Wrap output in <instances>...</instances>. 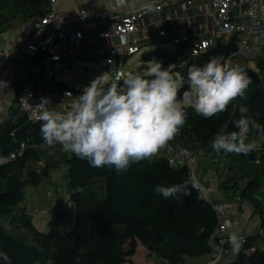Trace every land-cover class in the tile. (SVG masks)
I'll return each instance as SVG.
<instances>
[{
	"label": "trees",
	"instance_id": "obj_1",
	"mask_svg": "<svg viewBox=\"0 0 264 264\" xmlns=\"http://www.w3.org/2000/svg\"><path fill=\"white\" fill-rule=\"evenodd\" d=\"M50 1L0 0V34L46 13ZM193 49V44L181 43L174 52L182 59L179 76L185 84L181 94L187 87L188 69L206 63L193 58ZM150 56L151 53L143 58ZM72 60L98 61L99 57L80 54ZM167 62H163L164 67ZM41 63L40 55L24 59L18 56L16 68L22 75L16 80V101L26 86L61 95L66 91L82 93L56 79L45 87L43 75L32 71ZM260 76L262 82L256 90L251 82L247 98H238L223 113L206 119L188 107L185 125L163 149L181 146L206 150L224 183V200L248 201L253 215L260 218V230H264V71ZM241 106L256 121L247 136L259 141L260 146L248 155L217 153L211 146L213 137L222 130L236 131L233 122L240 118ZM41 123L32 120L17 104L0 123V158L5 159L0 164V253L7 254V259L0 257V264H48L49 260L53 264H135V238L149 256L162 258L168 264H185L188 257L208 258L199 264H209L217 258L212 236L218 217L212 203L196 188H190V196L178 194V199L165 198L154 191L156 185L172 186L183 181L193 184L187 167L171 166L158 155L132 162L123 172L107 166L92 167L86 160L62 151L58 144L54 148L42 147ZM64 165L68 168L61 180L70 209L54 212L48 229L42 231L35 225L37 209L31 204L35 197L29 189L40 190L50 200L48 186L56 191L60 186L53 172ZM259 231L238 235L243 240L238 254L229 241L225 246L229 255L216 264H264V236ZM230 253L235 258L227 262Z\"/></svg>",
	"mask_w": 264,
	"mask_h": 264
},
{
	"label": "clouds",
	"instance_id": "obj_2",
	"mask_svg": "<svg viewBox=\"0 0 264 264\" xmlns=\"http://www.w3.org/2000/svg\"><path fill=\"white\" fill-rule=\"evenodd\" d=\"M147 74L128 73L122 87L109 83V72L94 78L72 100L69 110L63 102L44 108L41 123L42 147L57 144L66 153L86 160L90 166L126 171L130 163L157 155L182 129L187 121V108L203 118H211L228 110L239 99H246L251 83L245 68L238 63L222 62L210 57L205 64L192 65L187 72V87L172 69L162 61H149ZM116 76V80H120ZM72 95L67 93L66 96ZM42 104V103H41ZM40 104V105H41ZM241 116L233 122L236 131L218 132L211 141L217 152L248 155L259 146L250 139L247 130L256 126L248 109L241 106ZM264 139V137H261ZM195 184L156 185L154 191L165 198L190 196ZM232 250L239 253L243 240L233 234ZM0 257L7 259L6 253ZM48 264H53L51 260Z\"/></svg>",
	"mask_w": 264,
	"mask_h": 264
},
{
	"label": "built area",
	"instance_id": "obj_3",
	"mask_svg": "<svg viewBox=\"0 0 264 264\" xmlns=\"http://www.w3.org/2000/svg\"><path fill=\"white\" fill-rule=\"evenodd\" d=\"M212 13L215 17L217 31L228 40L238 37L239 52L226 56H214L222 62L238 63L245 68L244 61L264 60V0H209ZM130 3V10L123 15L118 13L121 6ZM191 4V2H188ZM241 8L242 15H236L235 9ZM163 10L160 0H152L146 5L136 7L134 2L128 0H117L111 2L108 9L97 11L83 10L70 12L61 7V0H51L49 10L46 13L36 16L22 25L20 30L21 46L25 56L42 57V63L35 66L32 71L35 74L43 75L45 87L54 79L65 82L66 76L64 65L77 56V48L82 46L86 33L96 30L95 39L110 41L118 38L117 45L108 46L101 51L99 62L108 70L112 81L122 82L125 72L122 66L131 56L140 52L138 39L134 34L141 31L143 23L153 12ZM103 23L102 28H97L98 23ZM161 36L166 32L162 31ZM189 42V37L175 38V45ZM215 41L205 39L201 43H195L193 58L197 59L202 53L213 46ZM125 57H128L125 59ZM8 65L7 59L3 56V46L0 45V85L11 87V83L1 76ZM120 76V80H116ZM67 93L72 95L66 96ZM75 96L73 91H66L63 95L51 93L48 89L39 90L26 86L17 98L18 107L26 112L34 121L44 108H52L54 101L63 102L64 109H68V100ZM42 103V104H41ZM41 104V105H40ZM249 129L247 130V135ZM167 159L174 167H187L192 183L197 187L201 197L209 200L218 217L212 240L217 249V258L209 264L221 262L224 255H229L225 250L226 244L233 234L239 235L241 224L236 218V204L229 200H216L212 190L204 186L198 177L200 164L208 160L210 156L204 149L193 151L181 146H169L160 149L157 154ZM12 157H15L13 154ZM264 236V230L259 231Z\"/></svg>",
	"mask_w": 264,
	"mask_h": 264
},
{
	"label": "crops",
	"instance_id": "obj_4",
	"mask_svg": "<svg viewBox=\"0 0 264 264\" xmlns=\"http://www.w3.org/2000/svg\"><path fill=\"white\" fill-rule=\"evenodd\" d=\"M114 1L117 0H61V7L70 12H80L83 10L97 11L100 9H108L111 6V2ZM128 1L132 2V0ZM151 1L152 0H133L136 7L146 5ZM160 1L163 4V10L150 14L147 19H145L141 31L134 34V37L138 39V44L141 48L140 51L144 48L147 53L161 50L167 51L165 47L168 48V46H170L169 44L173 43L175 38L180 37H189V42L184 44L193 45H195V43H201L205 39L214 40L215 44L218 39H222L225 44L230 42V40L224 38L222 34L217 31L215 17L213 16L209 0ZM189 1L191 4L188 3ZM129 10L130 3L121 6L118 9V13L123 15ZM235 14L242 15V9H235ZM22 25L24 26L23 23H18L13 29L0 34V45L3 46V56L8 61L7 68L1 73V76L11 83V87L0 85V123H3L9 117L13 105H16L17 103L16 80L22 75V73L17 72L16 61L18 56L19 58L25 57L23 52H21L22 38L20 30ZM103 25L104 24L100 22L98 23L97 28H102ZM162 31L166 32L164 37L160 35ZM95 35L96 30L86 33L82 46H75L77 48V56L80 54H86L100 57L103 49H107L108 46L117 45L119 43L118 38H113L110 42L99 38L95 39ZM178 45H175V49L171 50L173 53L177 50ZM148 59L149 58H143V60ZM254 62L256 61H244L245 69L250 68L257 70V62L256 65ZM76 94L77 93H75V95ZM73 99L74 97L68 100L70 106L65 110L70 109ZM60 103L62 102L54 101L55 106ZM198 177L204 186L209 187L212 190L213 197L216 200H224L223 185L216 174V165L213 162L209 160L203 161L198 169ZM39 194H41L40 190L37 193H34L35 198L31 202L37 210L42 201L38 198ZM235 204L236 218L241 224L240 232L252 233L259 231L261 221L259 216L253 215L252 205L244 199L236 201ZM153 257L154 256H149V258ZM134 260L136 261L135 258Z\"/></svg>",
	"mask_w": 264,
	"mask_h": 264
},
{
	"label": "rangeland",
	"instance_id": "obj_5",
	"mask_svg": "<svg viewBox=\"0 0 264 264\" xmlns=\"http://www.w3.org/2000/svg\"><path fill=\"white\" fill-rule=\"evenodd\" d=\"M168 48L165 47L167 51H171L175 49L174 43H170ZM172 45V46H171ZM167 46V45H166ZM172 52V51H171ZM150 53L145 51V48L142 49L140 52L136 53L135 55L131 56L128 61L122 66L125 75L127 76L128 73H142L146 74L147 69L143 68V65L146 64L149 67V61L144 62L143 56ZM24 59V57H22ZM154 59V58H153ZM152 59V60H153ZM151 60V61H152ZM154 60L165 62L163 58H155ZM153 60V61H154ZM256 65V62H254ZM256 70V69H254ZM108 70L105 69L99 61H90V60H70L64 65V72L61 74L66 76V83L72 89L77 91H83V88L90 84V82L96 78L98 75H101ZM125 76V78H126ZM112 82V76L109 73V83ZM81 93H77L75 96L80 95ZM74 96V98H75ZM70 154V153H67ZM67 165H64L60 170L53 172V179L55 181H59L60 184L59 190L56 191L54 187L49 185L50 188V200H46V196L39 194L38 198L41 199V203L39 204L38 210L35 214V225L42 231H46L48 229V220L50 216L59 210H69V203L67 201V190L64 184H62L61 175L67 170ZM222 182V181H221ZM224 184L223 182L221 183ZM221 185V186H222ZM39 190L35 189L34 187L29 189V194L37 193ZM39 203V202H38ZM137 241L138 245L136 246L135 253L133 257L136 259L135 264H168L162 258L154 256L153 258H149L148 251L145 250L146 247L138 241L136 238L134 239ZM234 253L228 257L227 262H231L234 260ZM208 261L207 259L202 258H193L188 257L185 264H199L200 261ZM154 261V263H153Z\"/></svg>",
	"mask_w": 264,
	"mask_h": 264
},
{
	"label": "water",
	"instance_id": "obj_6",
	"mask_svg": "<svg viewBox=\"0 0 264 264\" xmlns=\"http://www.w3.org/2000/svg\"><path fill=\"white\" fill-rule=\"evenodd\" d=\"M239 52V46H238V37L234 36L231 38L230 42L225 44L222 39H218L216 41V45L201 54L196 60L198 62H207V60L210 57L214 56H226L229 57L231 54H236ZM153 58H163L164 60H167L166 68L170 65H172V69L175 73L180 75L182 73V67L179 65V63L182 61L180 56H175L173 52L171 51H157L151 53V56L148 60H143L144 62L151 61ZM188 59V57H186ZM143 68L148 69V66L146 64L143 65ZM245 71L247 72L249 79L255 86V90L257 86L262 82V78L260 76V71H264V60L261 59L257 63V70H253L250 68H246ZM119 87H122V82L117 83ZM5 159L0 158V164L4 163Z\"/></svg>",
	"mask_w": 264,
	"mask_h": 264
}]
</instances>
